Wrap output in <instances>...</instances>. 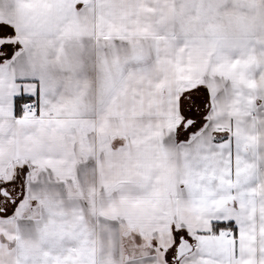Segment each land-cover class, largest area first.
<instances>
[{"label": "snow or ice", "instance_id": "obj_1", "mask_svg": "<svg viewBox=\"0 0 264 264\" xmlns=\"http://www.w3.org/2000/svg\"><path fill=\"white\" fill-rule=\"evenodd\" d=\"M0 264H264V0H0Z\"/></svg>", "mask_w": 264, "mask_h": 264}]
</instances>
